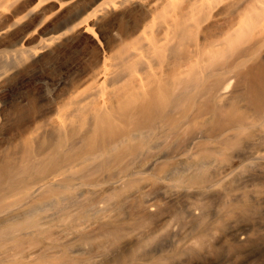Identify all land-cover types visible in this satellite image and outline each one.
Here are the masks:
<instances>
[{
  "label": "bare ground",
  "instance_id": "obj_1",
  "mask_svg": "<svg viewBox=\"0 0 264 264\" xmlns=\"http://www.w3.org/2000/svg\"><path fill=\"white\" fill-rule=\"evenodd\" d=\"M47 2L0 0V86L68 32L87 34L101 46L97 28L107 17L130 7L144 16L125 38H114L93 70L71 84L67 80L69 85L55 84L47 124L27 134L22 155H14L15 149L9 154L18 159L2 156L7 163H0V219L20 222L0 226V250L11 243L16 253L26 240L42 241L37 251L31 244L35 250L21 248L26 256L48 254L59 243L54 234L47 236L51 230L81 250L101 237L118 247V262L149 258L175 241L203 256L214 241L220 244L214 259L201 264H250L264 257V65L249 67L234 59L240 53L233 58L228 51L236 34L253 25L264 0H239L236 7L234 0H57L51 8ZM68 4L81 6L59 30L47 29L51 13ZM34 15L15 41L2 42ZM214 22L220 30L203 46L187 43ZM261 35L264 41V29ZM33 40L35 45L27 44ZM186 44L192 45L190 55L180 61L175 52ZM3 108L0 102V123ZM49 131L56 144L43 140ZM145 170H152L162 204L148 195V184L134 188ZM144 190L140 210L128 212L126 201ZM118 202L129 214L116 208Z\"/></svg>",
  "mask_w": 264,
  "mask_h": 264
},
{
  "label": "rangeland",
  "instance_id": "obj_2",
  "mask_svg": "<svg viewBox=\"0 0 264 264\" xmlns=\"http://www.w3.org/2000/svg\"><path fill=\"white\" fill-rule=\"evenodd\" d=\"M50 1L51 0H49V2L46 3L47 8H51V7L55 6V2L57 0H52L51 2ZM238 1L239 0H234L232 6L235 4L233 7H236V5H238ZM78 6L80 7L81 5L75 6V5H69L68 4V6H64L67 8H65V9H64V7L62 8V9H64V11L61 9L62 13H61V10L57 11V12L53 11L52 12L53 14L51 13L48 20L46 21L47 23L45 26L47 27V29H49V30L52 29L54 31L56 29L59 30L58 27H60L61 25L67 24L69 22V20L74 16L73 13L75 10H76L75 13L77 12V10L79 9ZM23 7H24V4L19 5L14 9L16 11H20ZM17 8H19V9H17ZM72 14H73V16H72ZM143 16H144V12L142 9H140L138 7H130L123 12H120L116 15L107 17L104 20V22L101 23L100 27L97 28V30L100 34V37L102 39V45L101 46L100 45L98 46L97 42L95 43V40L93 41L92 37L87 35V34H84V35L78 34L77 35V33L75 34V32H70V33L68 32L67 34H69V35L66 34V35L62 36L61 38H59L58 40L56 39L57 41L54 40L55 42L51 41V43L49 45V47H51V48H48V49H50L49 51L45 50L44 52L40 53L39 57L37 56L36 59H31L33 61L28 60L24 65H22L21 68L22 67L23 68L22 69L20 68L19 69L20 71L18 70L19 72H16L15 74H13L12 78H10V80L5 82L6 83L5 87H4L5 83L0 86V88H1L0 89V102H1L2 106H4L3 114H2V120H1L4 123L2 126H0V130L2 127V130H1L2 133L0 131V136H1L0 137V150H2V151L0 153H3V152L4 153L0 155V159L3 160V157H2L3 155L7 156V159L4 157V160H3L4 162H2V160H1L0 163H7V161L11 160V158H12L11 161H15V159H18V156H14V155H18V154L22 155L24 150L27 149L26 143H27V140L30 139L29 138V137H31L30 135L31 134L33 135L34 128L36 126H41V124L42 125L47 124L46 122H48L47 120H49L48 117L52 116V113H53L52 112V106L56 102L55 99H56L57 91L54 90L55 84H57L61 80H64L65 82H67V80H69L70 82L69 81L68 82L71 84L72 83L71 81H73V80L76 81L80 77H83L85 74H87L88 71L90 72L91 70H93L94 67H96L94 65L95 64L97 65V63H94V62H98V60L101 59L104 52L106 50H108V48H111L113 46L115 40H119L121 37L125 38L126 35H128L130 32H132L136 28V26L139 24V22L141 21ZM229 18H231V16ZM26 19H28V21H26ZM26 19H24L23 24H21L19 27H17L18 29L15 28V29H12L11 31H9L8 34L6 35V37L8 36V39H6V37H5V38H3L2 42L5 41L4 43H11V41L12 42L15 41V39H17L18 36L22 34V32L25 30L26 27L31 26V23H34V21L37 19V16L34 15L33 17H29ZM225 20H228V17H226L222 20L224 22L219 21L218 23L224 24L226 22ZM28 22H30V23H28ZM49 22H50V24H49ZM65 22H67V23H65ZM219 24L216 25L215 22L210 23L209 26L207 25L204 29L202 28V30H199V31L197 30V32L196 31L193 32L194 34L192 33L191 36H189L192 39L188 37L189 40L191 39V41L188 40L189 42H187V43L191 44L190 42H192V43L194 42V43H196V46H198L197 43H199V46H203V44L205 43V39L207 40V38H208V40H209L211 37L215 36L216 33L218 34V32L220 30V28H218ZM22 25H23V27H22ZM24 25H26V26H24ZM263 29H264V9L259 11V14L257 15L252 26L250 25V26L246 27L245 30L243 29L242 31H240L239 33L236 34V36L234 38V40H235L234 44L232 45V47L230 46L231 49H230V47L228 48V51H230L229 52L230 54L233 52L232 53L233 56L230 55L228 53V51H227L228 54L226 53V55L227 56L230 55V57L232 56L233 58L237 56L234 59H238V60L240 59L241 61L246 63L247 66L249 65V67H252L255 63L260 65V62H263L261 64L264 65V45H263L264 41H260V38H261L260 35L263 32ZM113 32L115 35L112 34ZM12 33H13V35H11ZM17 33L18 34L21 33V34L17 35ZM9 35H10V37H9ZM111 35H113V36H111ZM117 36H119V37L117 38ZM12 37H15V38H12ZM10 38H12L13 40ZM114 38H115V40H114ZM203 40H204V42H203ZM255 42H257V44ZM194 43H193V45H195ZM27 44L28 45H33V44L35 45L36 42H34V40H33V41H30V43L28 42ZM200 44H202V45H200ZM188 45L187 44L184 45V47H186V48H184L185 50L183 49V47L180 48V50H182L183 52L185 51L184 52L185 54L181 51L184 54L183 57L186 56L185 58H180L182 56L181 55L182 53L180 52V50L179 51L176 50L178 52H175L176 53L175 55L180 54L179 55L180 57L178 56L179 59H181L180 61H183L182 59H186L187 56L190 55L189 54L190 51H188L189 49H187ZM190 46H192V45H189V47ZM250 46H251V49H249ZM253 47H254V49H253ZM241 49L243 50V52L241 51ZM239 50L241 52H239ZM245 50L250 51V52L249 51L247 52V54H250L249 56H247L245 54L246 53ZM186 51L189 53H187ZM48 52H50V53H48ZM236 53H240L239 55L245 54V57H244V55L243 56L236 55ZM175 55H174V57H176ZM99 56H100V58H99ZM251 56L253 57V59L251 58ZM230 57H229V59H230ZM97 58H98V60H97ZM233 58H231V59H233ZM246 58L248 60L244 61V59H246ZM179 59L177 58V60H179ZM249 59L251 61H249ZM35 60H38V61H35ZM174 62H172V63H174ZM249 62L252 64H250ZM89 67H91V68H89ZM253 67H255V65ZM245 69H247V68H245ZM83 73H85V74H83ZM66 76H67V79H66ZM53 82H54V84H52ZM68 82H67V85H69ZM52 90L55 93L52 92ZM52 96H53V99L55 100V102L53 100V103H52ZM49 106H50V109H49ZM49 111H51L52 113ZM15 113H18L19 116H17V114L15 115ZM43 114L45 115V117H43L44 116ZM12 116H14V119L16 118V120L9 119ZM5 117L8 119H5ZM40 117H41V120H39ZM43 120H44V123L42 122ZM38 121H41V122H38ZM2 122L0 123V125L2 124ZM5 122H7V124ZM32 122H33V127H32ZM38 124H40V125H38ZM29 129H30V131H29ZM51 133H53V132L49 131L48 133H46V135L47 134H49V135H47L48 137L46 135H44L45 137H43L44 138L43 140H45V142H47L48 144H53V143L56 144L57 143V137L54 134H53L54 137H52ZM27 134L29 137L27 136ZM50 135H51V138L49 137ZM48 138H49V140H51L50 142H49ZM52 138L55 139L56 142H54L55 140H53ZM23 140H24V143H23ZM52 140H53V142H52ZM25 141H26V143H25ZM18 142H19V144H18ZM36 142L37 141L32 143V145H33L32 149L34 151H35V149H36V151L39 149V146H38L39 144ZM22 144H25V145H23L24 148H23ZM36 144H38V145L35 146ZM14 145L16 147L19 145L20 147L16 148V147H14ZM35 147H37V148H35ZM17 149L19 151H17ZM13 150L15 151L14 152L15 154L13 153ZM9 151H10V153H9ZM20 152H22V153H20ZM5 153H7L8 155L13 153L14 155L13 154L12 155L15 158L12 155L8 156ZM9 157H10V159H8ZM5 159L7 161H5ZM135 184L136 185L134 188H136V189H141V187H144L145 184H148L149 188L148 187L145 188L146 191L149 189L148 190L149 192L147 191L148 195H151V196L156 195L157 197L155 196L154 200L156 199L155 202H157V203H158V201H159V203L161 202V204L164 202L163 198H160L161 196H159L158 193L156 192L158 190L157 185L152 184V170H147V171L145 170V173L141 176V179H138ZM152 188H154V189L152 190ZM155 189H156V191H154ZM144 192H145V190H144ZM144 195H146V192L142 193L140 196H136V198L129 196V197H132V199H130V200L127 199V200H129V202H127L126 199L123 200L122 201L123 203H125L124 201H126V203H127V204L126 203L124 204V206L127 205V207L125 206V208L129 207V210L127 209V211L130 212V210H131L130 213H134L135 209L139 208V210H140L141 206L139 207V205L142 204V200H143ZM90 198H92V200L94 199V201L98 200V198H97V200L95 199V196L90 197ZM157 198H158V201H157ZM120 202L117 203L116 208L118 206L119 207L121 206L124 209V206H122L123 203L119 205ZM120 209H122V208H119V212L121 211ZM124 210L125 211L122 212L123 215L128 213V212H126V209H124ZM136 211L137 210H135V212ZM116 213H118V210H116ZM122 213L120 212L119 214L122 215ZM8 219L9 218L0 219V226L6 224L5 223L6 220L9 221V222L6 221L7 223H19L20 222L19 221L20 219H18L16 217H13V219L10 217V219L9 220ZM13 220L14 221L16 220V221L13 222ZM54 232L55 231L50 230L49 234L47 236H49L50 234L51 235L54 234L56 236L57 234ZM55 236L52 235L53 240L55 239L56 242L61 243L62 240L60 239V237L58 235L56 237ZM52 237H50V239ZM57 240H61V241H57ZM228 240H230V239H228ZM28 241L29 240H26V242L23 241V242H25V244L22 243L24 248H25L26 244L28 246H30V244H31V246H35L34 248H36V251L38 250L37 247L42 244V241L38 245H37V243L34 244L35 242L32 243V242H30V241L28 242ZM63 241H62L63 244L57 243L58 248H56V249H58V250H55V248H54V250L52 249L53 251H51V250H50L51 252L48 251L49 252L48 254H47V252H44L46 254H43V255L41 253L39 255V252L37 255L36 254L37 252H36L35 253L36 256L34 254L33 255L27 254V256H26L25 251L28 249L25 248V251H24V249L21 248L22 244H21V247H18V248H20L19 251L23 250V251H20L22 253H20L18 250H15L16 251V253H15L14 251H11L9 249V248L13 249V247H12L13 244L9 243L10 245L7 244L8 246L7 247L5 246V248H3V250H5L4 252H3V250H0V251H2L3 254H7V256L10 255V257H6V255H2L0 253L1 254L0 255L1 256L0 257V264H159L160 263L159 261H162L163 263H164V261H166L167 264H178V263L179 264H201V263L206 262V261H212L214 259V254H213L214 249H217L220 246V244L216 245V241H214L215 247L213 248V250L210 251V253L207 256H203V255H200L197 250L189 248L187 246V243H184L183 241L182 242L181 241H175L173 243V245L171 246L172 248L170 246L168 247V248H170L169 249L170 251L168 250V248H166L161 252L153 253L149 258H137V259L132 260V261L126 260L124 262H118L117 261V259H118L117 255H119V251H120L118 249V247L117 246H111V245L107 246L106 244H104L105 240L101 237L91 239L87 244V248L86 247L82 248V250L80 248H78V246H77L78 243L76 241H71V242L68 240H66V242H65V240H63ZM176 242H180L179 243L180 245L177 244V246H179V247L176 246ZM13 246H15V245H13ZM180 246H181V248H180ZM34 248H32V249H34ZM75 248H77L78 250ZM8 249L10 251L8 253H6V251H8ZM32 249H30V250H32ZM12 252H14L15 255H13L14 253H12ZM18 253H20V254H18ZM23 254H25V255H23ZM28 255H29V257H28ZM30 256H32V257H30ZM250 264H264V257L258 258L256 260H254L253 262H251Z\"/></svg>",
  "mask_w": 264,
  "mask_h": 264
}]
</instances>
